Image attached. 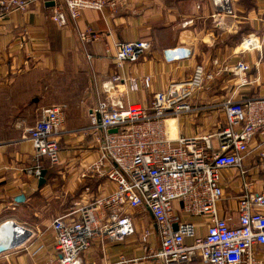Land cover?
Masks as SVG:
<instances>
[{
    "label": "crops",
    "instance_id": "crops-1",
    "mask_svg": "<svg viewBox=\"0 0 264 264\" xmlns=\"http://www.w3.org/2000/svg\"><path fill=\"white\" fill-rule=\"evenodd\" d=\"M54 5L38 2L26 12L0 15V224L9 221L15 228H29L33 232L28 243L30 251L43 246L35 258L23 249L24 245L10 247L0 252V264H35L54 251L52 220L30 223L19 213L30 208L36 191L43 194L57 186L54 182L46 184V169H42L46 171L45 182L40 186L38 179L27 173L35 162L34 148L26 139L27 129L42 107L55 103L54 97L68 103L59 135L57 175L63 181L61 193L74 197L70 209L113 190L111 181L92 177L85 170L99 154L93 135L86 130L88 111L95 105L102 85L113 73L120 72L113 62L116 43L142 39L151 45L136 62L124 63V74L149 76L151 83L149 88L136 92L119 86L123 90L119 99L124 105L148 102L168 83L185 80L196 64L208 69L226 68L209 88L194 94L191 112L175 118L173 136H201L223 128L221 103L228 97L241 101L264 97V0H231L229 11L216 8L210 0H109L101 10H83L76 20L63 7L64 24L50 18ZM84 30H90L96 39L80 40L78 33ZM248 38H258V44L248 46L244 42ZM173 47L189 49V56L166 60L163 51ZM239 60L250 65L245 74L232 70ZM243 77L245 83L241 82ZM261 143L257 137L244 163L255 192L264 188ZM44 161L48 162L43 158L42 167ZM224 186L220 215L235 220L241 191L239 177L232 173ZM20 194L24 200L16 202L14 198ZM137 213L131 215L136 229L133 236L120 241L94 240L81 255V264H122L136 258L138 264H163L152 256L159 243L151 215ZM187 219L197 226L198 234L205 232L200 218ZM8 224L2 225L7 234L9 230L12 237L21 238ZM145 228L152 229L147 243L140 240ZM257 250L264 258V245Z\"/></svg>",
    "mask_w": 264,
    "mask_h": 264
},
{
    "label": "built area",
    "instance_id": "built-area-1",
    "mask_svg": "<svg viewBox=\"0 0 264 264\" xmlns=\"http://www.w3.org/2000/svg\"><path fill=\"white\" fill-rule=\"evenodd\" d=\"M47 1L55 3L50 18L64 24L63 7L76 20L83 10H101L109 0H0V15L26 12L31 4ZM210 2L223 11L230 10L231 0ZM78 36L85 42L96 39L90 30L79 31ZM150 46L142 39L115 44L113 62L120 72L113 73L102 85L95 105L88 111L86 130L93 135L99 154L85 171L111 181L113 190L85 204H76L52 219L54 251L35 264H81V255L94 240L120 241L133 236L136 229L130 210L151 214L159 243L152 256L163 264H264L257 250L264 245V188L252 190L244 165L257 137L264 145V97L244 101L228 97L221 103L223 128L212 134H177L172 138L166 121L191 112L194 94L209 88L226 68L208 69L196 64L185 80L168 83L148 102L124 105L119 99L123 93L119 86L136 92L151 84L149 76L124 74V63L136 62ZM189 53L182 47L163 51L168 61L185 59ZM232 70L245 74L250 65L239 60ZM242 79L245 83V77ZM67 108L63 102L42 107L27 129L26 139L34 148L35 160L27 173L36 179L41 176L43 158L51 165L60 164L59 135ZM113 128L116 132H109ZM260 156L264 158V147ZM232 173L239 177L241 186L235 220L221 216L219 209L225 196L224 182ZM188 216L202 220L203 234L197 233V226ZM7 223H11L9 229L13 226L11 230L21 235L13 238L14 246L24 245L23 249L30 251L28 243L33 232L22 225L15 228L9 221L0 224V228ZM151 231L145 228L141 232V242H148ZM8 234L11 236L9 230ZM187 238L190 243H186ZM42 248L38 245L30 256L35 258ZM121 263L138 264L139 260Z\"/></svg>",
    "mask_w": 264,
    "mask_h": 264
},
{
    "label": "rangeland",
    "instance_id": "rangeland-1",
    "mask_svg": "<svg viewBox=\"0 0 264 264\" xmlns=\"http://www.w3.org/2000/svg\"><path fill=\"white\" fill-rule=\"evenodd\" d=\"M250 39L252 38L245 39L244 42ZM263 42H264V39H263ZM69 80H70V77H69ZM70 82L71 81H69V83ZM53 101H55V103H52V104H57V103H62V102L68 104L66 101H60L59 98L57 97H54ZM50 105H47V106H50ZM58 165H51L49 162H46V161L43 162L44 168L48 170L46 184L51 185L54 182V184L57 186L50 187L47 190V192L43 194H40L38 191H36L31 201L30 208L25 207L23 210L19 212L20 216L28 220L30 223H39L40 221H44V220L51 221L55 217L67 213L70 210V207L74 205L73 203L74 197H72V195L70 194L69 195L62 194L60 191V188H61L60 185L62 184L63 181L60 178L61 176L57 175ZM130 212L132 215L138 216L137 211L130 210ZM142 222L146 223L147 220L144 219ZM45 226L46 225H43V227ZM2 229H5V226L2 227Z\"/></svg>",
    "mask_w": 264,
    "mask_h": 264
},
{
    "label": "water",
    "instance_id": "water-1",
    "mask_svg": "<svg viewBox=\"0 0 264 264\" xmlns=\"http://www.w3.org/2000/svg\"><path fill=\"white\" fill-rule=\"evenodd\" d=\"M53 4V1H47L46 2V5H52ZM109 132H116V128H113V129H110ZM45 170H42L41 172V176L40 178L38 179V185H42L44 182H45V178H44V175H45ZM15 201L16 202H22L24 200V195L23 194H20L18 196H16L15 198ZM151 215V214H150ZM154 228H156V226L154 225ZM6 238H4L1 242H0V252L10 248V247H13L15 245V243H13V237L10 236L9 234H6L5 236Z\"/></svg>",
    "mask_w": 264,
    "mask_h": 264
},
{
    "label": "bare ground",
    "instance_id": "bare-ground-1",
    "mask_svg": "<svg viewBox=\"0 0 264 264\" xmlns=\"http://www.w3.org/2000/svg\"><path fill=\"white\" fill-rule=\"evenodd\" d=\"M248 42V46H250L251 44H258V38H252L250 40L247 41ZM175 126H176V120L174 118H171V119H168L166 121V129H167V132L169 133V135L174 138L175 136H173V133L172 131L175 129ZM18 228V227H17ZM7 232H6V229H1L0 230V242L6 238ZM19 235V234H18ZM15 236V235H14ZM14 238V237H13Z\"/></svg>",
    "mask_w": 264,
    "mask_h": 264
},
{
    "label": "trees",
    "instance_id": "trees-1",
    "mask_svg": "<svg viewBox=\"0 0 264 264\" xmlns=\"http://www.w3.org/2000/svg\"><path fill=\"white\" fill-rule=\"evenodd\" d=\"M43 169H45L44 167H43ZM47 170V169H46Z\"/></svg>",
    "mask_w": 264,
    "mask_h": 264
}]
</instances>
